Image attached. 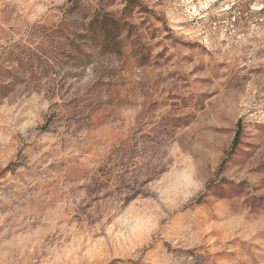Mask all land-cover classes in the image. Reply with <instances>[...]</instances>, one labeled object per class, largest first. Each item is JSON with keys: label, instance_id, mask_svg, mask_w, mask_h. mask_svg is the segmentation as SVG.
<instances>
[{"label": "rangeland", "instance_id": "1", "mask_svg": "<svg viewBox=\"0 0 264 264\" xmlns=\"http://www.w3.org/2000/svg\"><path fill=\"white\" fill-rule=\"evenodd\" d=\"M0 264H264V0H0Z\"/></svg>", "mask_w": 264, "mask_h": 264}]
</instances>
